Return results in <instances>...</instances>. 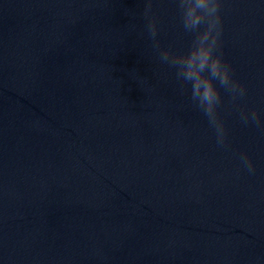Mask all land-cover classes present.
<instances>
[{
    "label": "clouds",
    "instance_id": "clouds-1",
    "mask_svg": "<svg viewBox=\"0 0 264 264\" xmlns=\"http://www.w3.org/2000/svg\"><path fill=\"white\" fill-rule=\"evenodd\" d=\"M175 3L184 32L193 37L187 51L176 53L170 48L160 49L156 40L157 22L151 15L152 0H146L144 9V15L149 21L147 30L154 41L153 47L159 51L160 61L175 70V77L182 89L190 86L191 100L215 129L217 143L223 145L227 133L218 114L221 93L217 84L229 92L233 100L238 96L243 97L246 89L233 78L231 66L223 58L222 0H175ZM241 118L245 123L249 119L258 126L261 123L255 110L250 114L242 112ZM241 159L250 172L254 171L253 163L246 154Z\"/></svg>",
    "mask_w": 264,
    "mask_h": 264
}]
</instances>
